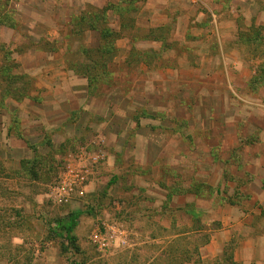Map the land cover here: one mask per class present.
<instances>
[{"label":"rangeland","instance_id":"374dc122","mask_svg":"<svg viewBox=\"0 0 264 264\" xmlns=\"http://www.w3.org/2000/svg\"><path fill=\"white\" fill-rule=\"evenodd\" d=\"M115 1L0 0V13L6 17L4 20L17 27V30L8 28L0 18V87L9 84L2 81L1 72L9 52L10 59L14 61L11 74L30 79L27 83L18 80L12 84L19 95L27 88L28 98L7 97L2 100L0 96V264H148L151 259L160 258L165 253L157 248L161 243L154 246L143 243L172 235L177 226L183 230L196 228L198 224L193 219L195 217L188 213H173L168 207L162 208L165 192L149 184L147 175L140 170L134 169L130 173L137 160L131 147L135 143L133 136L140 130L159 135L158 129L172 131L187 128L179 121L163 120L157 116L166 110L171 117H179L175 112L178 107L175 100L182 99L195 103L197 117L203 115L207 118L209 114L206 111L211 107L213 109L211 121L194 120L192 126L196 129L206 124L207 127H222L233 133L235 125L243 122L242 126L253 132L261 123L264 85L256 84L253 78L258 66L264 65V46L246 47L239 40L240 29L244 26L238 11L249 7L235 5L233 0H166L168 7L160 13L147 8L142 1L136 3L141 10L135 17L143 33L149 32L153 21L168 19L169 29L161 31L169 37L166 60L169 66L183 63L194 67L190 75H184L187 79L191 76L198 84L193 89L188 84L190 92L198 95L194 100L190 99L189 89L177 86L176 82L183 80V76L174 75L168 79L155 76L149 79L139 71L131 74L129 68L121 63L119 53L111 65L114 75L103 81L109 82L110 79V84L102 83L97 91L92 90L93 96L90 94L91 98H87L89 103L78 109L79 101L85 96V86L79 80L59 86V80L51 78L57 73L58 64L65 62V55L62 54L67 52L65 36L68 26L87 6L102 8L106 6L102 4ZM261 8L264 9V4ZM202 10L207 11L205 22L214 20L210 10L220 15L217 20L221 25L218 29L214 25V32L211 25L203 29L193 27L194 16ZM180 13L182 16L179 19ZM115 15L110 12L112 28L119 26V18ZM197 35L200 37L196 38ZM261 35L264 41V30ZM223 36L227 45L232 40L230 47L241 51L244 67L237 69V64L231 63L226 72L222 62L216 60L210 65L204 61V55L199 54L206 53L213 44L218 51L219 44L224 43ZM42 38L56 40L64 46L57 53L44 52L35 47ZM84 43L97 47V36L93 32L87 33ZM78 45L77 42L72 44V50L76 51ZM150 47L161 53L168 48L161 43L156 46L153 43ZM227 54L231 62L237 57L232 55L230 48ZM132 65L137 66L136 63ZM213 66L218 73L207 75ZM229 81L232 84L230 94L234 101L239 98L240 106L232 99L227 102L225 92L218 93L215 89L205 94L200 87L203 82L223 86ZM166 96L168 99L163 104L161 98ZM171 97L178 99L170 100ZM147 98L150 105L146 108L144 102ZM158 137L152 139L158 140ZM258 141L254 137L242 138L238 148L240 152L236 155L246 160L251 154L247 147L258 144ZM218 142L220 140L216 139L213 144ZM96 155L104 156L103 162H94ZM160 155L154 151L150 157L155 160ZM215 155L220 159L228 157L226 153ZM162 156L161 160H175L172 156L166 157V154ZM194 156L206 159L201 152L193 153ZM143 158L145 154L141 153L138 160ZM69 161L73 166L83 162L88 174L83 184L73 185L70 201L60 204L50 192L60 182ZM159 183L161 187L165 184L163 180ZM201 189L206 196L210 195L209 187ZM208 204L206 199L195 200V205L200 206L202 211ZM77 212L82 213L75 231L80 249L78 253L73 249L66 250L67 243L54 235L55 222ZM202 214L201 221L210 224L209 229L218 227L216 222L209 221V216ZM168 226L170 228L166 229ZM204 228L208 231L206 225ZM186 238L183 245L191 250L193 242L204 241L197 234ZM161 245L166 246L165 243ZM173 246L167 247L175 251L177 246Z\"/></svg>","mask_w":264,"mask_h":264},{"label":"crops","instance_id":"0c3cea01","mask_svg":"<svg viewBox=\"0 0 264 264\" xmlns=\"http://www.w3.org/2000/svg\"><path fill=\"white\" fill-rule=\"evenodd\" d=\"M116 1L120 2V0ZM87 2L92 3L91 1ZM108 3L109 2L102 5H107ZM233 3L235 5L245 4L249 7L248 9L241 8L239 11L237 8L238 17H242V20L240 21L243 22L244 26L240 29L241 32L246 34L250 32L253 26L257 28L264 27V9L261 8V5L264 4V0H233ZM146 4L147 8H152L154 12L158 13L164 11V9L168 7V2L166 0H147ZM209 12L212 14L214 20H210V23L205 22L204 19L207 15V11L202 10L197 13V18L194 16L195 19L191 22L193 23V27L203 29L208 25H211L212 30L213 26L216 25V28L218 29V26L221 24L218 23L217 17L220 15L217 16L215 12L211 10ZM181 16L182 13H180L179 19ZM245 16L251 18L247 20V17ZM167 20L168 19H166V21ZM166 21H153L150 23L151 28L168 26ZM113 29L119 31L120 22L119 26H115ZM212 31L214 32V29ZM238 31L239 29H237V32ZM94 34L97 36V44L95 45H98L99 35L98 33ZM198 37L200 36L197 35L196 38ZM223 38L225 39V36H223ZM226 41L227 40L225 39L224 43L219 44L220 48L218 51L214 48L216 44H213L209 47L206 53L199 52V54L204 55V61L209 62L210 65L211 63H216V60H218V63L222 62V68L226 70V72L229 71V68L232 65L231 63L237 64V69L244 67L243 60H241L240 57L241 51H237V49L235 50L232 49L233 47H230L232 40L228 45L226 44ZM153 43L155 46L158 45L157 42L141 41L136 44V46L141 52H150V50H152L150 46ZM131 46L132 43L130 39L127 38H123L117 42V47L119 48L122 57V64L128 59ZM234 47H236V45H234ZM229 48L233 51V56L236 57L237 55L233 62L229 60L230 56L227 54V49ZM62 55L64 56L65 52ZM164 58L166 59V55ZM63 63L58 64L57 73L51 78L53 79L55 77L58 79L59 86L70 85L73 82H76V80H79L81 84L85 86V88L83 87L85 96L78 103L79 109L89 103L87 98H91L89 95L88 81L86 78L70 72L67 69L65 62ZM214 69H216L215 66L209 70L207 75L211 76L217 74L218 71L215 72ZM193 70L194 67L191 65L181 63L178 66L168 65L166 67L158 68H150L147 65H141L140 68L130 70V72L132 74L139 71L138 73L149 79H152L155 76L158 78L160 77L161 79H168L174 75H181L183 76V80L176 82L177 86L186 90L189 89V93H191L190 99L194 100L198 95L190 92L191 89L188 88V84L189 86L191 85L192 89L194 85L198 84L195 79L191 78V76L189 79L184 78V75H190ZM169 83L171 84V82ZM226 84H223L222 86L203 82L200 87L205 94L207 91L211 92L215 89L218 93H220V91L225 92L227 95V102H229L230 99L233 100L230 94L232 84L231 81H229L227 86ZM175 86L176 85H174V87ZM172 98L174 100L178 99L171 97L170 100H172ZM166 99H168V96L161 98L163 104H166ZM175 101H177L178 106L175 112L179 117H177V115L171 117V113L166 110L161 111L157 116H161V119L163 120L169 119L173 122L179 121L181 124H186L187 128L185 127V129L183 128L181 130L172 131L166 128L162 130L158 129L157 132L160 133L159 135L147 131L144 133L143 130L137 131L133 136V138H135V143L131 146L137 155V160L135 168H132L130 173H132L134 169H138L142 174H146V177L149 179V184L153 185L157 190L165 192V195H163L164 201L161 203L162 208L168 207L172 209L173 213L187 211V206L195 205V200L206 199V201H209V204L205 206L207 208L203 209V211L202 208L199 209L200 206L198 205H195L194 207L198 209L197 211L200 213L202 212L209 216V221L213 223L216 222L218 227L216 229H209L210 224L204 223L205 220H203V225H206L208 229L206 232L210 235V242L201 249L200 263H196L195 259H193V261L185 262V264H223L222 260L224 258L225 249L233 241L237 243L234 252V261L236 263L264 264V114L262 118H260L261 123L259 124V127L253 132H250L246 127H243V122L235 125L236 131L233 133H230L222 127L210 128L207 127L206 124L204 125L205 127H199L196 129L192 126L194 120L199 119L201 121H211V119H213V116H211L213 110L212 107L206 111L209 114L207 118L203 115L197 117V106L195 103H192L193 101H190L189 103L184 99ZM195 101L197 102V99H195ZM242 101L245 103L244 100ZM234 102H237V106L242 105V103L239 102V98ZM144 105L145 107H149L150 100L148 98L144 102ZM145 116L147 115L145 114ZM157 136H159L158 140L152 139ZM246 137L259 139V143L247 147V151L251 152V154L249 153L247 159L245 158L246 160H243L240 155L236 154H239L238 148L241 146L242 138ZM142 139L145 141V144ZM216 139H219L220 142H218V144H213ZM161 142L163 143L158 145ZM254 142H256V140ZM154 151L161 154L159 158L155 160H153L152 156L150 157ZM195 151L204 153L206 159L205 157V160L202 158L199 159L197 156L193 157V153H196ZM141 153L145 154V158L138 160ZM217 153L221 155L226 153L228 154V157L224 158L222 156L220 159L215 155ZM165 154L166 157L172 156L175 160H161L160 157L162 155V157H164ZM229 154H231V157H229ZM161 180L165 183L162 185L163 187H161L159 183ZM200 184L209 187L211 190L210 195L206 196L202 189H200L197 194L192 193L193 188ZM171 186H173L172 189ZM165 228L169 229L170 227L168 226ZM180 232H186V236L189 237L192 235V229L181 230L179 226H177L174 228L172 235H163L157 239L158 241L152 240L150 242H144L143 245L154 246L157 243H165V247H162L161 244H157L159 245L157 248H159V250L161 249L163 253L164 251L166 253V250L169 249L168 247L177 244L180 237L176 234ZM159 240H161V242ZM167 240L168 242H165ZM153 259L150 261L152 262Z\"/></svg>","mask_w":264,"mask_h":264},{"label":"trees","instance_id":"16d2710c","mask_svg":"<svg viewBox=\"0 0 264 264\" xmlns=\"http://www.w3.org/2000/svg\"><path fill=\"white\" fill-rule=\"evenodd\" d=\"M138 1H142L143 5L147 3V0H120V2L116 4L109 3L102 8H95L89 5L80 13L79 16L74 17L69 24L67 34L65 36L67 42L65 64L70 72L87 79L89 95H92V90L97 91L100 84H110V79L109 82L103 81L105 80V78H110L114 75V72L111 69V65L114 63V58H116L120 53V50L117 47V42L123 38L130 39L132 43L130 55L128 59L123 63V66H127L129 70L139 68L141 67V65H147L150 68L168 66V60L164 58V55L169 51L168 49L170 48L168 46L169 37L168 35H166L167 33L162 34L161 31L163 28L169 29V27H149V32L143 33L139 29L140 26H138L135 17L141 10L140 6H136V3ZM110 12H112L114 15L116 14L119 18V31H116L111 27ZM0 18L3 25L13 30H17L16 25L4 20L6 17H4L1 13ZM263 30V26L258 28L253 26L250 32L246 34L244 32H240L239 40L243 42L246 47L247 45L251 47H253L254 45L255 48H261L264 46L263 36L261 35V32ZM91 32L98 33L99 35V44L97 47L87 46L84 43L85 35ZM40 41L41 42L39 44H35V47L44 52L57 53L64 46V43L57 42L56 40L50 41L42 38L40 39ZM141 41L157 42L158 44L161 43L164 47L168 48L167 50H163L162 53L154 49L150 50V52H141L136 46V44ZM76 42L79 45L77 47V50L74 51L71 47L72 44ZM9 55H11L10 52L7 56L4 66L1 68V72L3 73L2 81H8L9 83L8 86L0 87L1 99L4 100L7 97H16L14 99L28 98L29 94L27 91L29 90L27 88L22 95L15 93V91H17L18 89L13 87L12 84H14L18 80H24L27 83L28 81H30V79L25 78L24 76L11 74L14 61L10 59ZM81 58L83 60H81ZM134 63H136V67L132 65ZM120 71H122V67ZM256 72L257 73L253 78V81L258 85H264V65L258 66ZM204 186H195L192 190V193L197 194ZM187 209L188 210L185 211V213H188L195 217L193 219L198 224L196 228L195 226L191 228L192 235H201L204 241L201 242V240H197L196 243L193 242L194 247L191 250L183 245V243L187 241L186 239H188L186 238L188 237L186 236V232L177 233L176 235H179L180 238L176 244L177 247L175 251L168 249L165 253L166 255L163 254V256H160V258H156L157 260L154 258L153 261L148 264H185V262L193 261V259H195L196 263H200L201 249L205 245L209 244L210 235L208 233L205 234L207 230H205L206 228H204V225L201 221L200 215L202 214L196 210L194 205L187 206ZM81 215L82 213L77 212L71 214L67 218L58 219L55 222L56 228L54 229V235L56 237L62 238L65 243H67L66 250L73 249L76 253H78L80 249L77 244L75 231L79 225V219ZM236 247L237 243L235 241L231 242L229 246H227V248L225 249L224 258L222 260L223 264H238L234 261V252ZM176 252L180 253L177 254Z\"/></svg>","mask_w":264,"mask_h":264},{"label":"built area","instance_id":"2783aa9c","mask_svg":"<svg viewBox=\"0 0 264 264\" xmlns=\"http://www.w3.org/2000/svg\"><path fill=\"white\" fill-rule=\"evenodd\" d=\"M103 160L104 156L102 155H96L93 159L94 162H103ZM70 161L67 164L64 174L60 178V182H58L50 192L52 198L60 204L68 203L70 201L74 190L73 185L83 184L86 179L85 177L88 174L83 162H79L78 165L76 164V166H73Z\"/></svg>","mask_w":264,"mask_h":264}]
</instances>
